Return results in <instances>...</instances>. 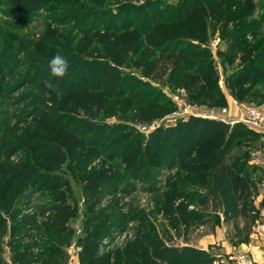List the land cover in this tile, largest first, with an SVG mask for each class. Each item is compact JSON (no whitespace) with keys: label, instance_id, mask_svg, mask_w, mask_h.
Masks as SVG:
<instances>
[{"label":"rangeland","instance_id":"obj_1","mask_svg":"<svg viewBox=\"0 0 264 264\" xmlns=\"http://www.w3.org/2000/svg\"><path fill=\"white\" fill-rule=\"evenodd\" d=\"M57 52L62 78L47 67ZM193 105L264 107V0H0V263L217 264L248 250L264 135L221 126L197 149ZM228 141L251 184L244 212L226 178L221 210L206 201Z\"/></svg>","mask_w":264,"mask_h":264},{"label":"trees","instance_id":"obj_2","mask_svg":"<svg viewBox=\"0 0 264 264\" xmlns=\"http://www.w3.org/2000/svg\"><path fill=\"white\" fill-rule=\"evenodd\" d=\"M131 25H125L124 31L127 30L128 28H130ZM205 119L204 122V126L202 127L200 132V136L196 139L195 141V145L197 146V149L199 147H202V145L204 144V142L209 138V131L211 130L212 133H215L216 131H218L221 126L223 127H227L231 124L223 122V121H219V120H214V119H208V118H203ZM200 120V119H199ZM236 124H243V123H235L233 125ZM199 126V124H198ZM243 126V125H242ZM213 128V129H212ZM251 129V128H250ZM230 141H228L224 147V151H223V155H220L218 163H213L214 167H212L214 169V171L212 172V182L211 185L209 186V188L206 190V201H209V203L211 204L212 208L214 210H221L222 206V192H223V184H224V179H227L226 183L229 187L228 191L231 192L234 196V199L236 201V203L238 204L239 210L244 212V202H245V196L246 194L251 190V184L246 176V174H244L242 172V169L239 168H235L236 166L230 164L228 162L227 157H225V154L227 153L228 148L230 147ZM179 146V144L177 145ZM196 150V149H195ZM215 154V151H212L209 154L200 156V157H195L192 158L190 160H188V162H186V164H184V168H192L198 164H201L203 162H206L208 160V158L212 155ZM211 168V165L209 167ZM182 247L178 248V247H172L170 249V255H169V259L175 258L177 256L183 257V258H187L189 257L191 258H195L196 256L194 255H188V252H186L185 250L182 251ZM186 249H189L188 247H186ZM2 264V263H0Z\"/></svg>","mask_w":264,"mask_h":264},{"label":"built area","instance_id":"obj_3","mask_svg":"<svg viewBox=\"0 0 264 264\" xmlns=\"http://www.w3.org/2000/svg\"><path fill=\"white\" fill-rule=\"evenodd\" d=\"M200 106H186L183 109L184 116H190L191 114L200 117L210 118L214 120L223 121L231 125L235 123L247 124L251 129L264 135V107L263 106H247L241 110L237 115H231L229 109L226 107L218 109H203L205 114L199 112ZM260 232L264 231V220L259 223L258 230ZM217 264H260L257 259H255L253 253L249 250L242 248H233L230 251L220 255ZM73 263V262H71Z\"/></svg>","mask_w":264,"mask_h":264},{"label":"crops","instance_id":"obj_4","mask_svg":"<svg viewBox=\"0 0 264 264\" xmlns=\"http://www.w3.org/2000/svg\"><path fill=\"white\" fill-rule=\"evenodd\" d=\"M249 162L250 164H256V166H258L260 162L264 163L263 151L261 149H257L253 151V157L250 158ZM251 242L252 243L248 245L245 244V246H248L247 249L253 253L255 259H257L260 264H264V231L263 232L258 231L257 233L255 229V233L252 234Z\"/></svg>","mask_w":264,"mask_h":264},{"label":"clouds","instance_id":"obj_5","mask_svg":"<svg viewBox=\"0 0 264 264\" xmlns=\"http://www.w3.org/2000/svg\"><path fill=\"white\" fill-rule=\"evenodd\" d=\"M48 72L51 76L56 78H62L68 73L69 64L65 56L57 52L56 55L51 57L48 61ZM48 88H52V85L49 83L46 85Z\"/></svg>","mask_w":264,"mask_h":264}]
</instances>
